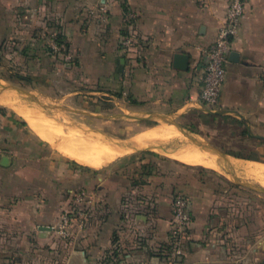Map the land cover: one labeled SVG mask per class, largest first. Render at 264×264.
Returning a JSON list of instances; mask_svg holds the SVG:
<instances>
[{
  "label": "crops",
  "instance_id": "1",
  "mask_svg": "<svg viewBox=\"0 0 264 264\" xmlns=\"http://www.w3.org/2000/svg\"><path fill=\"white\" fill-rule=\"evenodd\" d=\"M228 1L0 0V41L14 32L10 16L15 10L17 17L22 18L18 23L23 26L18 27L20 34L30 32V24L34 29L41 26L44 15L45 21L56 20L87 83L114 92V103L121 110L119 118L125 111L133 122L145 123L124 143L115 145L102 138L113 147L124 149L119 155L144 145H168L178 135L189 139L182 148L163 146L166 163H162L160 172L147 174L141 185L130 183L127 175L117 168L99 171L93 178L87 172L70 170L65 160L59 173L53 164L49 165L47 157L43 161V157L33 152L36 139L18 117L28 121L25 116H29L15 111L21 104L15 103L19 102L15 101V95L24 96V91L0 78V247L1 242L11 240L45 241L67 201L68 192L80 187L94 189L97 201L113 212L131 206L135 192L146 193L143 200L152 207V221L146 223L159 233L165 232L169 225L171 196L182 193L189 199L192 217L188 239L201 242L207 237L217 220L210 186L192 179L191 175L186 176V172L171 177L168 168L171 160L179 161L178 156L183 155L203 154L204 160L214 161L221 167L224 163L220 160L229 157L215 152L206 142H199L189 132L198 123L196 117L211 113L240 121L248 135L256 139L257 155L264 156V0H246L239 29L230 43V53H236L237 57L231 60L228 56L216 108L208 112L198 102L202 49L216 38ZM128 37L132 42L124 50L123 41ZM178 53L188 56L185 70L173 66V57ZM121 58L123 71L116 76L117 60ZM64 155L69 157L65 152ZM135 222L129 219L123 224L114 217L100 223L97 234L84 240L83 257L94 258L112 243L116 250L127 253L129 261L135 258L139 252L121 231L122 225L132 227ZM116 226L119 228L111 239L108 233ZM211 248L200 249L194 257L186 255L187 262L219 264L216 250Z\"/></svg>",
  "mask_w": 264,
  "mask_h": 264
},
{
  "label": "rangeland",
  "instance_id": "2",
  "mask_svg": "<svg viewBox=\"0 0 264 264\" xmlns=\"http://www.w3.org/2000/svg\"><path fill=\"white\" fill-rule=\"evenodd\" d=\"M14 13L10 16L14 22V32L3 42L0 41V78L8 85L24 91V96L15 95V101L19 100L15 103H21L15 111L19 113L20 110L31 118L26 116L28 122L18 116L24 121L22 125L36 139L37 146L33 147V152L43 157V161L48 158L49 165L53 164L59 173L65 160L70 170L87 172L93 178L99 171L117 168L127 175L130 183L141 185L145 183L147 174L160 172L162 163H166L167 153L163 146L182 148L189 141L178 135L168 145H144L116 156L97 168L65 156L64 152L72 151L70 146L73 144H69V138L101 137L105 141L124 143L145 123L133 122L129 112L125 111H122L123 117L119 118L121 110L114 103V92L104 91L98 84L87 83L77 57L69 52V40L56 20L45 21L47 18L44 15L41 26L35 24L37 27L34 29L33 24H30V32L20 34L18 27L22 25L18 23L22 18L17 17L16 10ZM99 92H107L108 95ZM115 113H118L116 119ZM196 120L198 123L191 126L189 132L199 142H206L229 157L225 161L219 159L224 164L222 167L219 165L221 169L217 170L181 160H171L168 168L171 177L175 173L186 172V176L191 175L192 179L210 186L217 220L204 240L193 242L187 239L181 253L176 254L167 240L169 225L165 232L159 233L146 223L147 220L152 221V207L146 199L143 200L146 193L135 192L131 206L113 212L97 201L94 189L89 191L80 187L68 192L67 201L45 241L26 239L24 242H1L0 264H189L188 256L194 257L200 249L209 250L211 245V249L216 250L219 264H262L264 174L255 170V164H264V156L256 153V139L242 134L243 127L233 119L210 113L199 115ZM31 123L38 134L44 133L51 140L41 139L30 126ZM189 155L204 159L203 154ZM237 155L253 161L238 160ZM178 195L187 197L179 192L171 196L169 223L172 219V202ZM114 217L123 224L129 219L136 221L132 227L122 225L121 231L125 240L132 242L139 253L129 261L127 253L116 250L111 243L98 256L91 259L83 257L87 236L94 237L100 229L99 224ZM64 218L68 222L63 234L59 225ZM116 228H110L109 238L114 239L119 227Z\"/></svg>",
  "mask_w": 264,
  "mask_h": 264
},
{
  "label": "built area",
  "instance_id": "3",
  "mask_svg": "<svg viewBox=\"0 0 264 264\" xmlns=\"http://www.w3.org/2000/svg\"><path fill=\"white\" fill-rule=\"evenodd\" d=\"M245 5L246 0L228 1L216 38L202 49V77L198 102L205 111H214L218 104L221 87L225 79V65L228 62L230 43L239 29ZM100 9L103 10V7ZM131 42V38H126L123 41L124 49H127ZM189 206V199L182 195L176 196L172 202V219L168 227L167 240L176 254L181 253L188 239L192 223ZM67 222L68 220L64 218L59 225L61 233L65 230Z\"/></svg>",
  "mask_w": 264,
  "mask_h": 264
},
{
  "label": "bare ground",
  "instance_id": "4",
  "mask_svg": "<svg viewBox=\"0 0 264 264\" xmlns=\"http://www.w3.org/2000/svg\"><path fill=\"white\" fill-rule=\"evenodd\" d=\"M19 112H21V111H19ZM22 114H23V116L25 115L24 113H22ZM26 119L28 120L27 117H26ZM31 126L34 127V124L31 123ZM39 134L41 135V137H43L47 140H51V138H49L48 135H45L44 133H39ZM95 136H98V135L96 134ZM145 137H147V136H145ZM147 139H148V137H147ZM150 139H151V137H150ZM137 141L139 142V139ZM69 144L70 145L73 144L72 146H70V148H72V151H70L69 153L66 152V154H68L70 158H72L73 160H76L77 162H80L82 164L93 166V167H98V166L102 165L104 162H106L108 160H112L113 158H115L120 153L125 152L124 149H122V150L117 149V148L113 147V145H111L107 142H104V140L101 137H97L95 139H88L87 136L85 138H83V137L82 138H77V137L69 138ZM174 157H176V158L179 157L182 161H185V162L190 163V164H197L198 163V164H203L205 166L213 167L215 169L220 168L219 164L215 163L214 161L204 160L203 158H200V157L198 158V157H195L193 155H183V156H178V157L175 155ZM255 170L258 171L259 174L260 173L264 174V166L255 165Z\"/></svg>",
  "mask_w": 264,
  "mask_h": 264
},
{
  "label": "water",
  "instance_id": "5",
  "mask_svg": "<svg viewBox=\"0 0 264 264\" xmlns=\"http://www.w3.org/2000/svg\"><path fill=\"white\" fill-rule=\"evenodd\" d=\"M236 57H237L236 53H230V55H229V58L231 60L232 59L235 60ZM123 62H124V60L122 58L117 60L118 67L116 70V76H118L119 74L122 73ZM187 62H188V56L185 54L178 53V54H175L173 57V66L177 69L185 70L187 68ZM208 112H211V111H208ZM209 148H212L215 152H217L223 156V153L218 152L215 148H213L211 146H209ZM262 264H264V260L262 261Z\"/></svg>",
  "mask_w": 264,
  "mask_h": 264
},
{
  "label": "trees",
  "instance_id": "6",
  "mask_svg": "<svg viewBox=\"0 0 264 264\" xmlns=\"http://www.w3.org/2000/svg\"><path fill=\"white\" fill-rule=\"evenodd\" d=\"M234 121H236L237 123L241 124L240 121H237V120H234ZM242 134L246 135L247 137H250L245 129H243ZM236 157L237 158H243V157L238 156V155ZM245 159H248V158H245Z\"/></svg>",
  "mask_w": 264,
  "mask_h": 264
}]
</instances>
